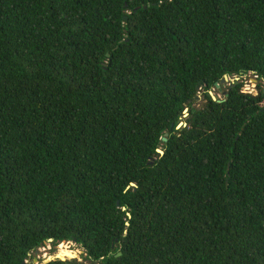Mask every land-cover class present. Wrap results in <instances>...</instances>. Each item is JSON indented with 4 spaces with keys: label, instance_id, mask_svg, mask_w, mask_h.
I'll return each instance as SVG.
<instances>
[{
    "label": "trees",
    "instance_id": "1",
    "mask_svg": "<svg viewBox=\"0 0 264 264\" xmlns=\"http://www.w3.org/2000/svg\"><path fill=\"white\" fill-rule=\"evenodd\" d=\"M68 242L264 264V0H0V264Z\"/></svg>",
    "mask_w": 264,
    "mask_h": 264
},
{
    "label": "rangeland",
    "instance_id": "2",
    "mask_svg": "<svg viewBox=\"0 0 264 264\" xmlns=\"http://www.w3.org/2000/svg\"><path fill=\"white\" fill-rule=\"evenodd\" d=\"M233 82L243 83V92L246 93H257V81L254 77L251 75L243 76L242 78H229L227 81L223 83V87L226 88L228 84H232ZM212 95L215 98H221L222 97V90L219 91H213ZM198 106L201 105V102L197 103ZM59 245H64V251H68L71 253V256H68V259L76 258L79 261L83 260L84 257V251L82 248L74 244L73 242L68 243H61ZM59 245L56 247L51 246L49 243H46L44 247L39 248L36 252L31 253L29 256V259L27 260L28 263L35 264L33 262L34 259L37 260V262H44L46 260H52L55 257H58L60 251H59ZM67 245V246H66ZM76 250V251H75ZM49 257V258H48ZM59 259L63 260L64 257H60Z\"/></svg>",
    "mask_w": 264,
    "mask_h": 264
},
{
    "label": "water",
    "instance_id": "3",
    "mask_svg": "<svg viewBox=\"0 0 264 264\" xmlns=\"http://www.w3.org/2000/svg\"><path fill=\"white\" fill-rule=\"evenodd\" d=\"M229 78L227 77V76H224L223 77V79L221 80V84H223L225 81H227ZM216 87H218V84H216ZM210 95H211V97H212V99L213 100H215V97L212 95V93L210 92ZM196 99H197V97H196ZM184 115H187V109H185L184 110ZM182 125H184L183 123H180L179 124V126L178 127H180V126H182ZM167 136V134H165L164 135V137L162 138V141H166V137ZM157 152L159 153V154H162L163 152L161 151V150H159V149H157ZM117 205H118V202L116 203ZM49 242H51L52 240H48ZM60 257H55L54 259H59ZM65 259H68V257L67 256H65L64 257V259L63 260H65ZM48 261H50V260H46V261H44V262H37V260L36 259H34L33 260V262L35 263V264H43V263H45V262H48ZM25 262H23V264H24Z\"/></svg>",
    "mask_w": 264,
    "mask_h": 264
},
{
    "label": "bare ground",
    "instance_id": "4",
    "mask_svg": "<svg viewBox=\"0 0 264 264\" xmlns=\"http://www.w3.org/2000/svg\"><path fill=\"white\" fill-rule=\"evenodd\" d=\"M67 246V245H66ZM62 249H64V245H59V250H62ZM76 251V250H75ZM61 253V252H60ZM69 254H71V253H69ZM49 258V257H48Z\"/></svg>",
    "mask_w": 264,
    "mask_h": 264
}]
</instances>
